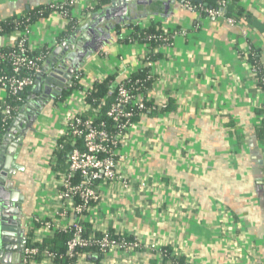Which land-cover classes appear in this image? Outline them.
I'll use <instances>...</instances> for the list:
<instances>
[{
	"label": "crops",
	"instance_id": "obj_1",
	"mask_svg": "<svg viewBox=\"0 0 264 264\" xmlns=\"http://www.w3.org/2000/svg\"><path fill=\"white\" fill-rule=\"evenodd\" d=\"M65 1L0 0V23ZM97 2L80 0L72 10L82 16L80 22L85 20L84 29L92 19L96 32L83 46L84 53L94 54L80 64L81 88L108 77L120 81L142 65L145 46L123 40L129 28L119 26V17L127 14L142 28L149 19H160L170 27V43L155 49L159 59L147 96L171 109L144 118L129 135L121 153L130 156L122 172L132 178V192L123 197L117 184L104 192L94 209V228L158 243L193 264H264V136L259 134L264 92L249 62L255 51L264 71V0H237L232 9H240L245 18L232 26L199 17L171 0L130 2L123 10L110 2L105 20L99 15L102 8L91 11ZM65 25L55 11L31 24L33 53L68 40L59 38ZM70 94L63 101L48 100L33 122L23 119L13 126L20 138L14 159L23 169L17 177L35 196L31 212L47 198L55 179L53 150L64 113L76 107V93ZM140 181L148 189L139 191ZM92 264L160 261L143 250L132 256L109 253Z\"/></svg>",
	"mask_w": 264,
	"mask_h": 264
},
{
	"label": "built area",
	"instance_id": "obj_2",
	"mask_svg": "<svg viewBox=\"0 0 264 264\" xmlns=\"http://www.w3.org/2000/svg\"><path fill=\"white\" fill-rule=\"evenodd\" d=\"M79 1L66 0L60 5H51L49 8L58 12L65 21L69 13L79 22L82 16L72 15V10ZM230 1L232 0H216L213 7L197 8L190 3V0H184L181 6L189 12L198 13L200 10L209 18L223 19L232 26L237 24V20L225 15L226 4ZM29 28V25L24 28L16 25L12 33L3 38L4 46L11 50L5 55L0 52V62L5 60L10 63L14 73L12 76L0 75V88L5 93V97L0 99V126L3 131L7 123L17 115V109L6 101L7 95L18 94L25 88L33 86L55 45L47 44L40 53L34 54L29 42ZM155 41L159 40L155 39ZM161 41L160 45H166L170 43V38ZM144 60L145 56L142 57V65L139 67L147 69L143 80L130 74L117 82L113 103L106 112L111 125L98 121L96 109H91L86 102L93 85L75 89V86L81 85L82 74L72 75L67 88L72 89L71 93H76V107L64 113V125L57 137V139L65 138L70 150L64 167L55 171V179L46 193L47 198L40 199L29 218V242L23 250L21 264H54L56 255L48 248L42 247V243L45 239H51L60 233L72 234L66 244L65 264H92L93 262L84 252L86 249L95 250L103 256L113 252L132 256L144 250L151 252L162 264L166 255L165 246L143 242L124 234H114L108 230H97L92 221L95 206L101 202L104 192H108L117 184L119 192L125 197L129 196L133 189L132 178L122 172V166L130 156L122 155L121 151L131 132L137 131L138 123L151 113L145 105L150 98L147 92H142V89H144L143 83L154 77V62ZM22 71L24 74L17 77L16 74ZM252 72L258 88L264 92V79H258L260 72H263L264 77V71L260 68H252ZM259 110L261 117L264 118V103ZM3 137V133H0V149ZM137 189L139 191L148 189L147 183L140 181ZM97 232H99L98 236ZM233 255L237 257V249L233 251ZM170 257L173 261L168 260V264H193L192 260L187 258L180 263L177 262L182 256L172 250Z\"/></svg>",
	"mask_w": 264,
	"mask_h": 264
},
{
	"label": "trees",
	"instance_id": "obj_3",
	"mask_svg": "<svg viewBox=\"0 0 264 264\" xmlns=\"http://www.w3.org/2000/svg\"><path fill=\"white\" fill-rule=\"evenodd\" d=\"M236 1L237 0H232L226 4L225 15L229 16V17H233V18L237 19V21H238L239 19L245 18V17L243 16V13L240 9H237V8L232 9V7H234L233 5ZM97 3H98V5L96 4L97 6L91 11L93 13H95V12H97V10L102 8L101 9L102 12H100L99 15L104 16V18L106 20V15L108 13V9L104 10V8L109 6L110 0H98ZM190 3L194 7H197V8H199L200 6L201 7H203V6L213 7V6H215L216 0H190ZM53 10L54 9H50L47 7L46 9H43L40 11L39 10L34 11V12L28 14L27 16H22V17L20 16V17H16L14 19H11V20L1 22L0 23V30H1L0 37L5 38V37L9 36L12 33L14 26H16V25H20L21 28H24L27 25L30 26L35 21H38L40 19H44ZM197 15H199V17L209 18L200 10H198ZM118 19H119V21H118L119 26L128 25V28H129L123 35L121 34L123 37V40H125L127 42L142 43L145 46L146 53H147V55H145L144 61L149 60V61L156 62V60L159 59V54H155V49L158 46H160V44H162L161 43L162 39L170 38L169 37V33H170L169 28L170 27L166 26V24L163 21L161 23L159 18H158L159 21L156 18V20H157L156 23L154 21H151V19H149L148 26H146L144 28L139 27V25L135 23V20H131L127 14L119 17ZM84 22H85V20L81 21V22L76 21L68 13V16L66 17V25H65L66 30L64 33H62L60 35L59 38L61 39L62 37H65V36L69 37L72 34H76L80 29H82V25ZM122 28H124V27H122ZM155 39H157L159 41H155ZM10 50H11V48H7V46H2V47L0 46V52L3 55L7 54ZM83 54H84V52H83ZM93 54L94 53H85L83 57L81 56L78 66H73V65L69 64V65L74 67V70H75L74 73L75 74H77V73L81 74V70H79V68L81 67L80 66L81 62H83L85 58L87 59V57L90 58L91 56H93ZM32 55L35 56L34 54H32ZM249 62L251 63L253 68H255V69L260 68V70L262 69L259 62H258L257 53L255 51H251V53L249 55ZM44 65H45V63L43 64V66ZM146 72H147L146 68H138L136 70V72L134 74H132V76H135V78H139V79L143 80ZM260 73L261 74L258 75V79L262 80V79H264L263 74H262L263 72H260ZM23 74H24V72L22 71V72L17 73L16 76L21 77ZM0 75H5V76L14 75L10 63H8L5 60H2L0 62ZM117 82H119V81H116V79L114 77H108V78H105L104 80H102L100 82H95L93 84L92 91L90 93H88V95L86 97V102L90 106V108L96 109V111L98 113V121H104V122H106L107 125H111V121L106 117V112L109 109L110 105L113 103L114 91H115V88L117 86ZM152 83H153V78L148 80V81H145L143 83L144 89H142V92H144V93L147 92V90L151 87ZM76 87L79 88V87H81V85L75 86V89H77ZM261 87L263 88L262 85H261ZM33 88H34V84H33V86L25 88L23 91H21L18 94H15L12 96L7 95L6 101L9 103L10 106L17 109V115L22 110V106L26 105V98L32 93ZM71 91H72V89L67 88L63 92L62 96L60 98H57V100L63 101L65 98H67V96H69ZM145 105H146V109H150V111H151V113L148 115V117L153 116V115H158L160 113H165L167 111L169 112V110L171 109L170 108L171 105H169V104L165 105L164 107H160V106L153 104L151 101L146 102ZM24 110H26L25 107H24ZM11 123H12V121L7 123L4 131L2 130V126H0V133H3V135H4L7 132V130L9 129ZM259 134H260V136H264V118L262 120L261 128L259 129ZM2 144H3V142H2ZM69 150H70V145L68 142H66L65 138L57 139L56 148L53 150V155L51 157V168H52V170H61L64 167L65 160L67 157V153L69 152ZM96 235L98 236L99 232H97ZM71 237H72L71 233H60V234H56L51 239H45L43 241L42 247L48 248L50 252H52L56 255L54 264H65L66 263V259L64 257V254L66 251V244L71 239ZM128 239L132 240V238H128ZM164 251L166 252V255H165V258L163 259L162 264H167L168 260L173 261V258L170 257L171 248L165 247ZM84 252H86L87 258L91 262H94V263L99 262L104 257L103 254H100L97 251L92 250V249H86V250H84ZM182 261H183L182 257L177 260V262H179V263Z\"/></svg>",
	"mask_w": 264,
	"mask_h": 264
},
{
	"label": "water",
	"instance_id": "obj_4",
	"mask_svg": "<svg viewBox=\"0 0 264 264\" xmlns=\"http://www.w3.org/2000/svg\"><path fill=\"white\" fill-rule=\"evenodd\" d=\"M144 0H110L111 7L127 9L130 2L142 3ZM151 2L166 3L167 0H145ZM184 0H180L182 4ZM174 0L171 3L174 4ZM96 15L93 17V20ZM215 19V18H212ZM76 34L69 36L68 40L54 45L50 51L48 59L45 61L42 73L36 77L32 93L26 98V105L16 116L14 123L10 125L3 137V146L0 149V264H8V248L6 237L10 233V226L19 220L21 194L16 190L13 177L22 167L15 163L16 149L20 145V138H15L13 126L19 124L21 120L33 122L36 114L43 108L48 100L60 98L74 74V67L78 66L81 56L83 57V46L89 43L91 38L96 35L91 28L92 19ZM96 37V36H95ZM73 66H71V65ZM70 67H69V66ZM24 107L26 110H24ZM19 259L16 264H19Z\"/></svg>",
	"mask_w": 264,
	"mask_h": 264
},
{
	"label": "flooded vegetation",
	"instance_id": "obj_5",
	"mask_svg": "<svg viewBox=\"0 0 264 264\" xmlns=\"http://www.w3.org/2000/svg\"><path fill=\"white\" fill-rule=\"evenodd\" d=\"M13 183L16 186V190L22 195L21 203L19 204L20 215L17 223L10 226V233L6 237L7 243L5 245L8 248V264H16L18 259L20 261L19 264H21L23 250L29 242V218L33 213L30 208L35 196L31 194L29 190L30 187L24 188L22 180L17 177V173L16 176L13 177ZM22 188H24V190Z\"/></svg>",
	"mask_w": 264,
	"mask_h": 264
}]
</instances>
